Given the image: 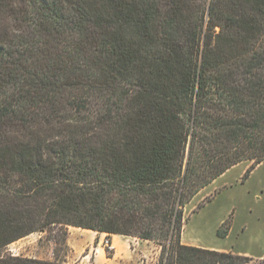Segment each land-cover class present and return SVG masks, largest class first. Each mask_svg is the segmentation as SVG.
Here are the masks:
<instances>
[{"label": "trees", "instance_id": "16d2710c", "mask_svg": "<svg viewBox=\"0 0 264 264\" xmlns=\"http://www.w3.org/2000/svg\"><path fill=\"white\" fill-rule=\"evenodd\" d=\"M246 162H264V0H0V264H67L2 252L69 227L154 242L159 264H264L180 240Z\"/></svg>", "mask_w": 264, "mask_h": 264}, {"label": "rangeland", "instance_id": "374dc122", "mask_svg": "<svg viewBox=\"0 0 264 264\" xmlns=\"http://www.w3.org/2000/svg\"><path fill=\"white\" fill-rule=\"evenodd\" d=\"M246 165L250 167L252 163L246 162ZM242 171L243 167L232 170L223 180L215 181L191 202L180 237L181 243L186 242L188 238L197 244L211 246L227 247L237 243V247L253 248V245L264 247V222L261 225V222L255 220L264 217V164L257 168L249 179H246V174L240 178ZM256 195L261 198V203L256 201ZM211 198L212 200L209 201ZM205 203L206 205L197 210V213L194 212L196 213L194 215L192 211ZM242 219L248 220L251 225L245 231L240 229V232H243L240 237L235 234L231 240L225 241L223 237L229 231L231 224L236 220L239 227ZM59 229L33 233L11 244L2 253L50 262L58 260L67 264H159L160 262L162 246L151 241L148 244H138V239L133 237L129 239L123 250L116 253V257L114 250L111 253L103 251L95 242L93 249L99 248L101 253L93 254L89 262L88 259L84 260L83 256L93 249L88 248L82 256L76 257L67 242L63 244L61 241L64 230ZM219 231L221 236L218 235ZM67 237L68 232L65 238Z\"/></svg>", "mask_w": 264, "mask_h": 264}, {"label": "crops", "instance_id": "0c3cea01", "mask_svg": "<svg viewBox=\"0 0 264 264\" xmlns=\"http://www.w3.org/2000/svg\"><path fill=\"white\" fill-rule=\"evenodd\" d=\"M263 164H264V162L257 165L251 171V173L248 175V177L246 179H249L251 177L252 173L257 168L262 166ZM241 167H243V171L240 175V178L243 177L248 172V170L250 169L251 166L250 167L247 166L246 163L239 164V165L233 167L232 169H230L223 176H221L216 182H220L232 170L237 169V168H241ZM240 180H242V179H240ZM243 182H245V180H243ZM255 198H256V201H258L259 203L262 202L261 198L258 195H256ZM211 200H212V198L209 201H211ZM205 205H206V203L203 205V207ZM196 213H194V215ZM255 220H257L258 222H261V225H262L264 222V217H258V219L256 218ZM235 221L231 224L229 231L223 237L225 241L231 240V238L235 234H238V237H240L241 233H243V232H240V229H241V231H245L248 228V226L251 225V223H249L248 220L244 219L243 221L240 222V226L237 227V222H235ZM263 226H264V224H263ZM106 234L107 233H99L96 231H91V230H86V229H81V228H76V227H69L68 228L67 245L69 246V248H71V251L74 253V255L76 257H80L83 255L84 252H86V250L88 248L93 249L95 242H97V246L99 247L100 242L102 241V239L105 237ZM129 239H133V238L121 236V235H111V240H112V243L114 246L115 257H116V253H118L119 250H123L127 246V244L129 243ZM134 239H138V238H134ZM137 241H138V244H141V243L142 244H148L150 242V241H144V240H140V239H138ZM182 244L186 245V246L197 247V248L207 249V250H211V251L231 252L235 255L249 257V258H252L254 260L264 259V247L262 248V246H260V245L259 246L253 245V248H248L245 246L237 247L238 246L237 243H235V244L233 243L231 246H227V247L222 246V245L211 246V245H205V244H201V243L197 244V243H195L194 240H190L188 238L186 239V242L183 241ZM98 253H101V251L98 250Z\"/></svg>", "mask_w": 264, "mask_h": 264}, {"label": "built area", "instance_id": "2783aa9c", "mask_svg": "<svg viewBox=\"0 0 264 264\" xmlns=\"http://www.w3.org/2000/svg\"><path fill=\"white\" fill-rule=\"evenodd\" d=\"M100 249H102L103 251H107L108 253H111V251L114 250V246L111 240V235L106 234L105 237L102 239V241L100 242ZM98 250L99 248H95L92 251L88 252V254H86L84 256V260L88 259V261L90 262L92 255H97L98 254Z\"/></svg>", "mask_w": 264, "mask_h": 264}]
</instances>
